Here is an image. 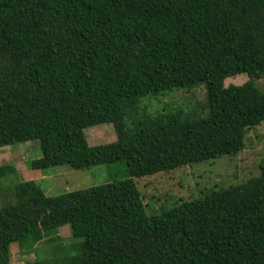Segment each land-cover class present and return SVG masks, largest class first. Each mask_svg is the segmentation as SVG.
I'll list each match as a JSON object with an SVG mask.
<instances>
[{
	"label": "trees",
	"instance_id": "1",
	"mask_svg": "<svg viewBox=\"0 0 264 264\" xmlns=\"http://www.w3.org/2000/svg\"><path fill=\"white\" fill-rule=\"evenodd\" d=\"M262 77L264 0H0V149L38 141L35 169L127 165L123 179L57 195L15 182L0 264L13 243L34 249L65 225L79 240L28 264H264V157L247 182L152 215L136 181L240 153L264 122ZM202 85L188 110L145 103ZM101 124L115 138L91 145L85 130ZM15 172L0 164V180Z\"/></svg>",
	"mask_w": 264,
	"mask_h": 264
},
{
	"label": "rangeland",
	"instance_id": "2",
	"mask_svg": "<svg viewBox=\"0 0 264 264\" xmlns=\"http://www.w3.org/2000/svg\"><path fill=\"white\" fill-rule=\"evenodd\" d=\"M249 79L247 74H240L226 79V85L243 84ZM257 85L264 91V77L258 79ZM168 93V92H167ZM160 96L150 97L145 103L150 108L160 106V101L176 103L185 110L204 103L205 86L194 89H177ZM85 133L91 145L110 143L115 138L111 124H101L87 128ZM42 155L39 142L28 141L6 145L0 149V164H13L16 172L0 180V202L3 203L10 194L14 183L19 180H34L49 195L65 191L84 189L127 177L125 162L99 165L90 169L77 170L68 165L50 166L44 169L31 167L32 159ZM264 157V122L248 131L244 149L231 156H221L208 161L182 166L170 172H159L136 179L149 214L169 209L179 201H186L202 196L206 191L220 187H230L247 182L259 174V164ZM13 195L11 196V198ZM59 235L61 239L55 240ZM68 225L60 227L40 242L34 243V249L24 242H15L11 246V264H28L37 258L46 259L62 254L53 248L76 242ZM50 241V242H49ZM57 241V242H55Z\"/></svg>",
	"mask_w": 264,
	"mask_h": 264
}]
</instances>
